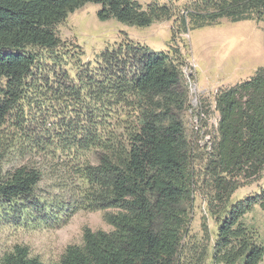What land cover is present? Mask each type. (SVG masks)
I'll return each instance as SVG.
<instances>
[{"label": "trees", "instance_id": "trees-1", "mask_svg": "<svg viewBox=\"0 0 264 264\" xmlns=\"http://www.w3.org/2000/svg\"><path fill=\"white\" fill-rule=\"evenodd\" d=\"M86 3L100 5L101 21L112 18L138 27L173 16L168 4L143 6L137 0H0V120L14 109L22 110L23 101H34L28 95L29 85L49 79L42 70L48 68L47 61L61 68L64 58L55 53L60 39L54 27ZM187 10L194 28L225 17L261 20L264 29V0H194ZM181 23L186 30L184 18ZM177 30H172L173 37ZM74 54V80H68L62 68L56 72L61 88L55 89L59 93L55 98L79 103L86 125L79 127L83 134L78 136L77 128L65 120L57 139L73 141L69 143L76 144V151L91 145L100 149L95 165L75 161L71 166L89 187L88 207L117 211L106 215L112 230L85 227L82 244L68 245L58 264H180L187 222L184 205L193 181L187 154L180 148L184 128L176 114L186 100L180 53L155 52L125 41L101 51L94 68L81 62L79 47ZM214 106L217 138L206 166L212 188L209 213L218 223L212 261L236 264L242 259V264H258L264 245L253 238L242 218L254 205L264 209V188L230 200L243 183L264 171V65L250 78L219 89ZM113 114L122 116V125L128 124L124 139L110 128L99 130ZM53 145L50 141L45 147ZM40 178L41 170L34 165H21L0 176V206L18 208L19 201L31 199ZM202 229L208 242L205 223ZM206 250L203 245L195 264L204 262ZM0 264L42 262L25 246L16 245Z\"/></svg>", "mask_w": 264, "mask_h": 264}, {"label": "rangeland", "instance_id": "rangeland-1", "mask_svg": "<svg viewBox=\"0 0 264 264\" xmlns=\"http://www.w3.org/2000/svg\"><path fill=\"white\" fill-rule=\"evenodd\" d=\"M143 6L151 2L172 7L170 19L158 20L145 27L127 25L115 19L101 21L97 17L99 4L86 3L57 25L54 29L60 39L55 50L64 61L61 68L68 72V80L77 73L76 55L79 47L83 54L81 62L97 66V55L107 47L131 41L148 46L155 52L178 51L183 59L182 85L186 89V100L176 111L184 128L180 148L187 154L189 171L193 173L192 191L185 202L187 222L184 227L180 264H195L203 245L207 246L202 264L212 261L213 244L218 232V223L209 213L208 202L212 188L206 171L211 146L217 138L218 112L214 106L215 94L250 78L264 65L263 22L257 19L232 21L219 18L201 27H192L194 18L187 6L194 0H137ZM185 19V26L181 19ZM178 29V30H177ZM172 30H177L175 36ZM185 30V31H184ZM42 68L50 77L31 81L28 95L34 101H23L22 110L14 109L0 120V176H5L21 165H34L41 170L34 196L19 201V207L0 206V262L16 245L25 246L31 256L42 264H58L70 244L81 245L83 229L112 230L106 215L117 208H90L89 187L75 174L78 161L95 165L96 145L89 150L77 149L76 144L59 141L65 120L77 128L85 126V110L79 103L60 98L56 88H61V68ZM122 116L113 114L108 125L118 138L124 139L125 129L120 122ZM103 133V132H100ZM83 133H79L80 136ZM54 145L45 147L49 142ZM76 143V142H75ZM44 146V147H43ZM264 188V171L259 176L243 183L231 196L230 202L254 195ZM16 204V203H14ZM26 209L21 213V210ZM242 221L250 229L253 238L264 245V209L259 205L244 214ZM208 227L209 241L204 239L202 224ZM221 264V263H219ZM236 264H242L240 259ZM258 264H264V255Z\"/></svg>", "mask_w": 264, "mask_h": 264}]
</instances>
